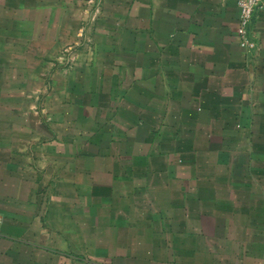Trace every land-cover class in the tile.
<instances>
[{"label":"crops","instance_id":"0c3cea01","mask_svg":"<svg viewBox=\"0 0 264 264\" xmlns=\"http://www.w3.org/2000/svg\"><path fill=\"white\" fill-rule=\"evenodd\" d=\"M238 1L0 0V264H264Z\"/></svg>","mask_w":264,"mask_h":264},{"label":"built area","instance_id":"2783aa9c","mask_svg":"<svg viewBox=\"0 0 264 264\" xmlns=\"http://www.w3.org/2000/svg\"><path fill=\"white\" fill-rule=\"evenodd\" d=\"M238 4L241 12L239 20V32L242 37L241 46L247 50L254 49L256 47V42L250 38L248 27L256 11L264 7V0H239ZM69 53V48H65L62 51L64 57L68 56Z\"/></svg>","mask_w":264,"mask_h":264}]
</instances>
